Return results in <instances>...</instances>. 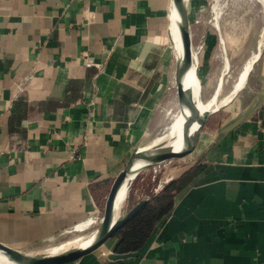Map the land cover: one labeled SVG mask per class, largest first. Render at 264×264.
Wrapping results in <instances>:
<instances>
[{
  "label": "crops",
  "instance_id": "1",
  "mask_svg": "<svg viewBox=\"0 0 264 264\" xmlns=\"http://www.w3.org/2000/svg\"><path fill=\"white\" fill-rule=\"evenodd\" d=\"M172 14V0H0V242L32 251L94 230L101 198L175 104ZM261 38L197 161L163 182L199 168L137 255L115 257L113 236L65 264H264Z\"/></svg>",
  "mask_w": 264,
  "mask_h": 264
},
{
  "label": "rangeland",
  "instance_id": "2",
  "mask_svg": "<svg viewBox=\"0 0 264 264\" xmlns=\"http://www.w3.org/2000/svg\"><path fill=\"white\" fill-rule=\"evenodd\" d=\"M190 1L191 2L188 6L190 32L192 29L193 48L198 49L196 61L198 59V75L202 82L203 98L206 100L215 91H217L220 82L219 79L225 80L224 87L220 93L221 96H223L232 89V84L241 72L244 62L257 50L258 42L261 39L264 29L263 5L258 1H255V4H251L253 0H219L220 3L223 4V12L218 18L215 13V8L213 9L215 0H203V5L198 6V8L193 7V0ZM207 33L215 35L217 39L214 47H212L209 51L212 56L203 60L202 53L207 50L205 42ZM221 37L224 39L223 45L227 61L229 62V68L226 73L223 72L224 54L221 49ZM202 68L204 70V74H202ZM172 92L175 104L170 109L166 124L160 130L159 134H161L165 127L170 123L173 113L179 107L175 83L172 87ZM225 107H227V105L222 106L218 111L208 115L205 125L202 128V132L206 129L208 121L209 127H211V125L213 127V124L214 126L216 125L217 122L210 124L211 122L209 118L211 117L212 119L216 115L224 112ZM168 149L169 148L167 147L160 148L158 146L156 148L158 151ZM198 158L199 153L193 152L184 157L170 158L142 169L131 183L129 196L122 215L130 210L132 206L141 199L150 198L152 195L159 192L166 184L163 182H165L166 178L170 175L169 173L172 169L179 168L180 171H183L185 168L194 164ZM160 182L163 183L162 186L160 185L162 184ZM107 195L108 192L100 200L99 216L96 217L97 222L94 228L96 230H99L102 222ZM89 234L90 231L82 233L70 228L61 233L55 239L43 242L42 244L36 246L32 252L35 253V255H44L47 254L44 250L48 251L57 246L74 242L86 237ZM55 243L59 244L53 245Z\"/></svg>",
  "mask_w": 264,
  "mask_h": 264
},
{
  "label": "bare ground",
  "instance_id": "3",
  "mask_svg": "<svg viewBox=\"0 0 264 264\" xmlns=\"http://www.w3.org/2000/svg\"><path fill=\"white\" fill-rule=\"evenodd\" d=\"M255 1L262 3L263 11H264V0H253L251 4H255L254 3ZM183 2L185 6L188 7L190 0H183ZM214 8L217 17L219 18L223 12V4H221L219 0H215L213 4V9ZM172 11L173 14L171 17L172 19L171 33L174 40L176 68H178L183 63L185 53H184L183 38L180 29L182 24V15L179 7L176 5L174 0H172ZM263 36H264V29L261 37ZM262 39L263 38H261L258 43L257 50L254 53H252L244 62L243 68L239 73V75L237 76L234 83L232 84V89L230 90V92L221 96L220 93L222 88L224 87L225 80L219 79L220 82L217 91H215L206 100H204L202 95V82L198 75V64H199L198 59L196 61L198 49H194L192 45V61L182 77V82L185 87V93L189 97L193 98V101L198 108V112L200 116H204L207 113L211 114L218 111L222 106L228 104L237 95V93L246 83L255 61L259 58ZM223 40L224 39L222 38L221 49L224 54L223 72L226 73V71L229 68V62L227 61L226 58ZM173 82L176 84L175 77L173 78ZM178 103H179V107L173 113L171 121L165 127L164 131L161 134L155 136L150 141H148L144 146H141L139 150H141L144 153L152 154L157 151L156 148L158 146L160 148L167 147L175 152H181L185 150L189 146V144H191V142H193L194 136L199 127L197 115L194 114L193 111L190 109V107H188V105H186L185 103H182L179 100ZM149 163L150 162L148 159H144L140 157L134 159L132 170L128 174L116 198L115 210H114L115 219L120 218L123 213V209L125 207L126 201L129 196V191L132 181L136 178V176L142 169L146 168L149 165ZM83 228L84 226H82V229ZM97 236H98V230L94 229L93 231L90 232L89 235H87L82 239L57 246L48 251L44 250V252L50 255V254H59L62 252H66L74 248H86L90 246L97 239ZM22 251L35 255V253H33L32 251H26V250H22ZM0 264H22V263L14 259L12 256H10L2 249H0Z\"/></svg>",
  "mask_w": 264,
  "mask_h": 264
},
{
  "label": "water",
  "instance_id": "4",
  "mask_svg": "<svg viewBox=\"0 0 264 264\" xmlns=\"http://www.w3.org/2000/svg\"><path fill=\"white\" fill-rule=\"evenodd\" d=\"M174 1L176 5L179 7L182 15V24L180 29L183 38L184 53H185L183 63L177 68L175 75L176 93L178 100L188 105V107H190L193 113L197 115L199 127L196 131L193 142H191V144H189V146L181 152H175L172 149H168L161 151L157 150L156 152L149 154V153H144L141 150L137 149L133 153L131 159L129 160L125 168L116 176L110 187L105 202L104 215L98 230L97 239L90 246L86 248H74L59 254L33 255L27 252H23L22 250L12 248L0 242V249L8 253L10 256H12L14 259L21 262L22 264H65L77 260L80 257L97 250L103 244H105L111 237L115 236L116 231L122 225H124L128 220H130L133 216H135L148 202V198L141 199L120 218L115 219L114 210H115L116 198L128 174L132 170L134 159L137 157L148 159L150 162L148 166H150L156 163L163 162L170 158L184 157L190 153H193L194 150L196 149L200 139L202 128L204 127L205 121L209 114L207 113L204 116H200L198 112V108L193 101V98L189 97L185 93V87L182 82V77L192 61V38L190 32V19H189L188 7L185 6L183 0H174ZM133 255H137V252H129L126 254H114V256L118 258H126Z\"/></svg>",
  "mask_w": 264,
  "mask_h": 264
},
{
  "label": "trees",
  "instance_id": "5",
  "mask_svg": "<svg viewBox=\"0 0 264 264\" xmlns=\"http://www.w3.org/2000/svg\"><path fill=\"white\" fill-rule=\"evenodd\" d=\"M197 170H188L180 180L172 181L148 198L143 208L116 231L119 243L115 254L137 252L145 244L155 226L172 209L175 196Z\"/></svg>",
  "mask_w": 264,
  "mask_h": 264
},
{
  "label": "built area",
  "instance_id": "6",
  "mask_svg": "<svg viewBox=\"0 0 264 264\" xmlns=\"http://www.w3.org/2000/svg\"><path fill=\"white\" fill-rule=\"evenodd\" d=\"M85 63L88 66L96 65V66L100 67V65H101L100 63H96L93 60H86ZM161 186H162V184H161Z\"/></svg>",
  "mask_w": 264,
  "mask_h": 264
}]
</instances>
